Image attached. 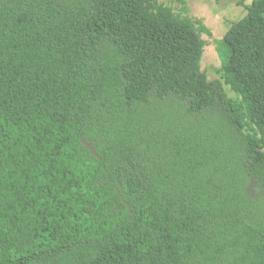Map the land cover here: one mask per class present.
Wrapping results in <instances>:
<instances>
[{
	"label": "trees",
	"instance_id": "1",
	"mask_svg": "<svg viewBox=\"0 0 264 264\" xmlns=\"http://www.w3.org/2000/svg\"><path fill=\"white\" fill-rule=\"evenodd\" d=\"M178 1L0 0V264H264V0Z\"/></svg>",
	"mask_w": 264,
	"mask_h": 264
},
{
	"label": "rangeland",
	"instance_id": "2",
	"mask_svg": "<svg viewBox=\"0 0 264 264\" xmlns=\"http://www.w3.org/2000/svg\"><path fill=\"white\" fill-rule=\"evenodd\" d=\"M169 4L180 8L182 2L165 0ZM252 0H185L187 14L200 18L209 27L211 33H204V54L201 67L212 79L222 78V61L217 51V40L222 38L234 21L246 13L245 4Z\"/></svg>",
	"mask_w": 264,
	"mask_h": 264
},
{
	"label": "water",
	"instance_id": "3",
	"mask_svg": "<svg viewBox=\"0 0 264 264\" xmlns=\"http://www.w3.org/2000/svg\"><path fill=\"white\" fill-rule=\"evenodd\" d=\"M85 142V141H84ZM86 144H87V146L94 152V154H97V151H96V149H95V147L94 146H92L90 143H87V142H85Z\"/></svg>",
	"mask_w": 264,
	"mask_h": 264
}]
</instances>
